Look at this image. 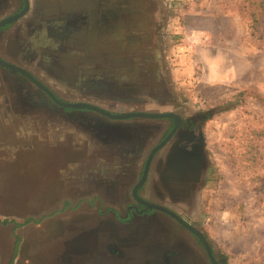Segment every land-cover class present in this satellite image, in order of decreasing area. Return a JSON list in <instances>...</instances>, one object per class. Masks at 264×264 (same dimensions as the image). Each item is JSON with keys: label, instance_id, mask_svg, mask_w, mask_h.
<instances>
[{"label": "flooded vegetation", "instance_id": "obj_1", "mask_svg": "<svg viewBox=\"0 0 264 264\" xmlns=\"http://www.w3.org/2000/svg\"><path fill=\"white\" fill-rule=\"evenodd\" d=\"M28 1L29 9L23 17L0 27V57L28 71L65 103H87L112 114L172 112L178 115L181 123L176 133L153 156L147 178L137 194L193 224L174 200H182L184 194V200H193L194 192L201 191L207 182L209 155L204 127L209 116L202 110L186 111L184 104L179 105L172 98L163 80L159 77L156 80L153 64L149 62L154 55L152 48H148L149 31L133 27L130 20L134 15L118 0H95L90 9L84 0H43L45 8L40 11L36 7L39 0ZM24 7L25 0H0V20ZM49 42L52 49L44 46ZM88 58L95 69L94 79L82 74L77 77L79 86H68L67 74L77 69L79 60L84 62ZM30 82L37 90L29 86ZM0 102L6 127L29 128L26 132L29 140L22 137L15 146L17 149L12 143H1L2 153L11 152L2 160L3 166H11L16 173L14 167L18 162L16 169L20 173L29 165L31 153L41 150L38 144L49 142L57 132L61 136L54 144L64 152L80 155L67 162L65 153L61 152L58 168L62 172L65 168L66 176L61 177L57 196L53 193L46 200L53 206L61 200V209L56 214L62 217L54 221L52 216H31V222L49 224L45 239L53 255L51 264H131L134 255L139 256L143 250L139 238L132 241L130 237L134 238V228L149 218L179 236L181 232L166 217L178 224L174 218L161 210L148 209L132 194L143 176L151 150L175 127L173 118L113 120L94 109L60 106L20 72L13 73L2 66ZM40 123L43 127L53 123L59 128L49 136L44 130L47 135L39 139L38 133L31 135V125L38 127ZM200 137L202 146L198 144ZM201 147L207 154L204 155ZM186 150H195L191 155L200 158V175L190 174L186 181L164 180L158 170L164 168L163 161L169 152L174 151V158L179 161L185 157ZM20 162L24 163L21 167ZM177 172L179 169L174 174ZM171 186L178 191L177 196L169 195ZM45 203L34 204L35 212ZM124 235L130 240L128 244ZM191 237L203 249L194 252L205 258L202 257L205 264H212L200 241L194 235ZM162 245L152 250L147 259L149 264L190 263V257L187 259L170 249L162 251ZM213 254L218 264H226L216 251Z\"/></svg>", "mask_w": 264, "mask_h": 264}, {"label": "rangeland", "instance_id": "obj_2", "mask_svg": "<svg viewBox=\"0 0 264 264\" xmlns=\"http://www.w3.org/2000/svg\"><path fill=\"white\" fill-rule=\"evenodd\" d=\"M260 2L264 0H207L203 19L188 18L176 7H167L149 31L148 48L154 53L149 62L156 80H163L172 98L184 104L186 111L211 112L204 127L210 167L193 225L226 264H264V6L261 8ZM44 3H36L38 11L45 8ZM191 28H204L206 35ZM190 30L193 39L186 37ZM44 46L53 48L51 42ZM89 59L77 62L80 72L74 68L68 72V86H79L77 77L82 74L94 79L95 69ZM29 86L36 89L31 82ZM226 107L233 109L223 111ZM2 113L0 145L5 141L17 149L22 137L29 140V128L6 127ZM58 128L53 123L31 125V135L38 133L43 139L47 135L44 130L49 136ZM59 134L38 144L41 150L33 151L29 165L22 168L26 172H17L18 162L16 173L11 166H3L2 160L11 152L0 150V264L52 262L50 243L45 239L49 224L31 222V216H52L54 221L62 217L56 214L61 200L55 206L46 201L53 193L57 196L61 177L66 176L65 168L63 172L58 168L64 152L54 144ZM64 153L67 162L80 156L69 150ZM23 164L20 162V167ZM42 202H46L43 206L49 204L35 212L34 204ZM166 218L194 251H203L193 234ZM143 228L138 225L134 229L140 232ZM159 231L166 234L168 230ZM127 238L123 236L126 243L135 239ZM141 256L142 251L139 260Z\"/></svg>", "mask_w": 264, "mask_h": 264}, {"label": "water", "instance_id": "obj_3", "mask_svg": "<svg viewBox=\"0 0 264 264\" xmlns=\"http://www.w3.org/2000/svg\"><path fill=\"white\" fill-rule=\"evenodd\" d=\"M118 1L120 2V5L122 6L126 5L129 9L132 8L131 13L134 16L130 20L131 25L142 26V27L148 28L149 31L154 27L156 13H157V8H155L156 4H154V0H118ZM28 9H29V1L25 0V7L20 12L7 16L0 20V27L23 17L27 13ZM0 66L9 69L13 73L20 72L23 76H25L30 81H32L37 87H39L42 91H44L56 104L60 106H64L68 108L86 107V108L94 109L113 120L114 119L121 120V119H126V118H135V117L137 118H168V117L173 118L175 120V127L158 145H156L151 150V153L145 165L143 176L134 186L132 190V194L135 200L145 205L148 209L161 210L162 212L174 218L178 222L179 225H181L184 229H186L191 234H193L200 241L205 251L207 252L211 263L218 264L213 254V249L210 243L208 242L206 236L201 230L197 229L196 226H194L193 224H190L187 221H185L180 215L176 214L174 211L170 210L169 208L147 202L141 199L137 194L139 187L144 183V181L147 178L153 156L155 155L157 151H159L164 146H166L172 140L174 134L176 133L177 128L179 127L181 123V118L178 115L172 112H168V113L127 112V113H121V114H112V113H109L105 110H102L96 106H93L87 103H80V102L79 103H65L61 101L60 99H58L43 83L37 80L33 75H31L25 69L20 68L12 63H9L5 61L4 59H2L1 57H0ZM210 114L211 112L206 115L210 116ZM202 141L203 140L200 137L199 138L200 143L198 144L201 146L203 144ZM198 144H197V147H198ZM202 150L204 152V155L207 154V152L204 151V148H202ZM174 151L177 153L176 150ZM186 151L187 152H186L185 157L178 161L179 172L175 176L176 181H186L188 180L190 174H196L197 176L200 175V170H199L200 158H196L195 156L193 157L191 155V154H194L195 150H190V151L186 150ZM209 167H210V164L208 161L207 170L209 169ZM194 193H195L194 194L195 197L193 198V200L196 202L197 192H194ZM142 226H144L145 228H143L142 230H139L140 232H138V230L136 229L132 232V234H134V236H137L141 240L142 249L144 250L142 251V256H141V259L143 258L142 259L143 264H149L147 259L151 255V253H153L152 250H154L156 247L162 244L165 245V246L162 245L163 246L162 251H167L170 249L173 251H177L179 255H182L185 257L187 256V259L188 257H190V263L187 262L188 264H203L200 257L194 252V250L191 248V246L186 241V239L181 235V233L179 236L175 235L171 231L169 232V230L166 232V234L161 233L159 230H163L164 226L162 223L156 221V219L154 218L146 219L144 224H142ZM194 253L196 255H194ZM135 255L132 259L131 264H140L141 259L139 260V256L138 255L135 256ZM224 261L225 259H222V262Z\"/></svg>", "mask_w": 264, "mask_h": 264}, {"label": "crops", "instance_id": "obj_4", "mask_svg": "<svg viewBox=\"0 0 264 264\" xmlns=\"http://www.w3.org/2000/svg\"><path fill=\"white\" fill-rule=\"evenodd\" d=\"M84 1L89 5V7H87L88 9L93 8V2L95 0H84ZM107 1H109V0H107ZM206 1L207 0H172V1L171 0H154V4H156L155 8H157L156 17L158 15L161 16L162 12L164 11V9H167V7H169V8L170 7H172V8L176 7L177 8V12L179 11L181 13V15L187 16L188 18L189 17H193V18L200 17V18L203 19L205 17V15L207 14V10H205ZM102 4H106L107 6L109 5L108 2H103ZM124 6H126V5H124ZM130 12H132V8L129 9V13ZM187 20H184V21L187 22ZM132 26L133 27H137L136 28L137 30L141 29L142 31L143 30L149 31L148 28H145V27H142V26H137V25H132ZM191 29L194 32H198V33L202 34L201 36H205L206 35V30L204 28L203 29H200V28L193 29V28H191ZM183 30H185V32L187 33L188 28L185 26V29H183ZM192 30H190L189 35H186V37L188 39H193L194 38L192 35H190ZM121 110H123V109H121ZM173 156H174V153L172 151H170L169 154H168V157H166V160L163 161L164 168L162 169L161 172L159 170H158V172H159L160 175L163 176L164 180L167 179V180L176 182L175 176H176V174L178 172L175 173V174H174V172L177 169H179V167H178V164H177L178 161L175 158H173ZM174 189L175 188L173 186H171L169 188V195L170 196H173V195L177 196V194H178L177 192L178 191H176V189L175 190ZM201 191H199V190L197 191V196H196L197 200H196V202L194 200H191V201L190 200L189 201L184 200L185 194H184V197L182 198V200H180V201L174 200L176 205L182 208V212L181 213L185 214L189 218L191 223H195L194 220H193V216L195 215V213L197 211V208H198ZM184 211H185V213H184ZM144 222L145 221H143V223ZM136 237L137 236H135L134 238L137 239ZM134 240H132V241H134ZM141 245H142V243H140V246ZM141 248H142V246H141ZM199 257H200L202 263L205 264V261L202 259L203 256L201 257V255H199Z\"/></svg>", "mask_w": 264, "mask_h": 264}, {"label": "trees", "instance_id": "obj_5", "mask_svg": "<svg viewBox=\"0 0 264 264\" xmlns=\"http://www.w3.org/2000/svg\"><path fill=\"white\" fill-rule=\"evenodd\" d=\"M260 4H261V8H262V7L264 6V3H263V2H260ZM241 94H242V93H241ZM241 94H240V95H241ZM240 95H239V96H240ZM231 109H233V107H226V108L223 109V111H228V110H231Z\"/></svg>", "mask_w": 264, "mask_h": 264}]
</instances>
